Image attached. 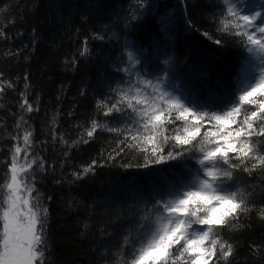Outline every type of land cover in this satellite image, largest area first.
I'll return each instance as SVG.
<instances>
[{"label":"trees","instance_id":"trees-1","mask_svg":"<svg viewBox=\"0 0 264 264\" xmlns=\"http://www.w3.org/2000/svg\"><path fill=\"white\" fill-rule=\"evenodd\" d=\"M227 8L224 0H0V80L14 85L0 94V197L6 194L9 150L17 143L12 136H22L16 125L24 115L25 127L33 131L31 151L46 161L47 170L34 177L32 195L48 210L47 264H115L118 244L139 222L137 204L142 209V201L150 200L152 186L161 177L174 183L199 168L191 157L138 167L144 157L136 150L109 160L123 136L99 128L89 143L73 142L87 138L93 121L124 126L120 117H104L99 101L113 88L128 87L122 70L129 52L143 76L154 80L168 73L170 88L190 86L212 110L236 100L234 69L249 52L246 38L222 30L223 22L232 21ZM217 38L222 45L214 43ZM21 93L38 111L22 113ZM19 143L23 148L22 139ZM93 160L100 166L74 180L72 174ZM231 190L256 208L264 206L262 174L238 173ZM256 208L220 233L233 245L229 264H264V218ZM105 229L111 238L101 235Z\"/></svg>","mask_w":264,"mask_h":264},{"label":"snow or ice","instance_id":"snow-or-ice-1","mask_svg":"<svg viewBox=\"0 0 264 264\" xmlns=\"http://www.w3.org/2000/svg\"><path fill=\"white\" fill-rule=\"evenodd\" d=\"M224 3L233 20L223 22L222 30L246 38L249 53L264 54V0H224ZM3 37L0 30V38ZM214 43L222 45L223 40L217 38ZM260 58L264 65V55ZM128 59L133 60L132 52L128 53ZM234 71L237 86L249 78L251 82L220 111L212 110L211 103H201L188 85L173 86L170 90L165 86L168 73L156 82L145 79L135 85L130 83L127 88H113L112 95L99 104L105 109L104 117H120L124 126L107 127L93 121L86 131L87 138L73 142L89 143L99 128L123 136L107 154L109 160L136 150L143 154L144 162L137 165L142 168L190 157L196 158L199 165L195 173L175 177L174 183L161 177L163 187L152 186L150 200L142 201V209L137 204L139 222L118 244L119 259L115 264H229L233 245L220 233L237 221L240 214L256 208L253 201L231 188L238 173L264 175V141L253 140L264 137V71L249 77L246 60ZM13 87L12 82L0 80V94ZM21 96L22 113L38 111L24 93ZM208 101L214 103L215 94L210 93ZM25 125L21 115L16 129L18 133L22 130V136H12L17 143L9 150L10 163L2 185L6 194L0 197V264H47L48 210L41 206L38 194L32 195L37 191L34 177L37 171L47 170L46 161L31 151L33 131ZM52 139H57L55 134ZM22 153L24 164L20 163ZM67 155L65 151L64 156ZM98 166L99 162L93 160L81 172L72 174L74 180L82 179ZM256 210L264 218V206ZM84 228H88L87 223ZM101 235L111 238L112 233L105 229Z\"/></svg>","mask_w":264,"mask_h":264},{"label":"rangeland","instance_id":"rangeland-1","mask_svg":"<svg viewBox=\"0 0 264 264\" xmlns=\"http://www.w3.org/2000/svg\"><path fill=\"white\" fill-rule=\"evenodd\" d=\"M230 18L233 20V18L230 16ZM264 54H253V53H248V66L250 69L249 72V77L252 76H258L262 71H264V65H262V61H261V56ZM137 58L133 57V60H130L129 65L127 67V69H129V71H126L127 73V86L131 83L132 85H135L137 81L139 80H150L148 79L145 75L143 76L142 70L138 67V63H136ZM134 65V66H133ZM157 78L152 80L153 82H156ZM251 82V79H246L244 81H242L240 83V85L238 86L237 89V96L239 95V91L244 88L247 87L248 84ZM166 87H168L170 90V86L169 84L165 85ZM141 87H143V85H141ZM151 89H149L150 91Z\"/></svg>","mask_w":264,"mask_h":264}]
</instances>
